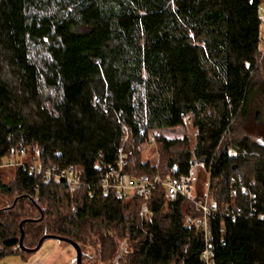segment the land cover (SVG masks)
I'll return each mask as SVG.
<instances>
[{
  "label": "trees",
  "instance_id": "16d2710c",
  "mask_svg": "<svg viewBox=\"0 0 264 264\" xmlns=\"http://www.w3.org/2000/svg\"><path fill=\"white\" fill-rule=\"evenodd\" d=\"M263 9L264 0H0V161L24 149L26 162L76 166L92 185L69 193L20 167L0 169V195L9 199L0 201V259L30 255L23 234L27 249L57 235L113 264H203V233L184 227L199 215L193 203L170 202L159 186L142 218L140 198L97 186L123 149L134 178L179 177L193 157L204 161L213 200L243 210L214 220V263L264 264V148L245 128L232 136L260 67ZM188 116L196 141L153 136ZM150 141L161 145L157 165L141 160ZM231 148L241 156L230 157ZM116 240L127 242L121 257Z\"/></svg>",
  "mask_w": 264,
  "mask_h": 264
},
{
  "label": "built area",
  "instance_id": "2783aa9c",
  "mask_svg": "<svg viewBox=\"0 0 264 264\" xmlns=\"http://www.w3.org/2000/svg\"><path fill=\"white\" fill-rule=\"evenodd\" d=\"M262 12H264V9ZM185 120V125L191 124L190 116L186 117ZM157 135L158 132L154 131L153 136ZM228 155L233 158L241 156L238 151L232 148L229 149ZM26 156V151L22 149L17 154V157L11 156L0 161V169L20 167L30 173L43 176L45 181L56 180L60 182L69 193H75L83 188L91 189L92 185H88L83 181L80 171L76 166H69L63 169L57 166L46 167L36 158L31 162H26ZM192 161L193 164L188 173L179 177L163 179L160 175L156 174L134 178L126 172L128 166L127 155L123 149H120L115 164L110 166L101 176L97 186L102 190L104 195L112 194L117 199L128 200L132 197L140 198L142 200L140 208L142 218H146L150 214L149 202L152 191L159 186L165 188L167 200L170 202L176 201L180 197L187 199L194 204L199 215L195 217H186L184 220V227L186 229H195L203 233L204 249L201 252V260L203 264H215L213 259V244L215 241L213 233L214 220L221 218V221H223L224 217L236 219L238 216L242 215L243 210L236 203L220 206L209 196V193L206 198L196 199L193 188L197 181V171L199 169H205L206 163L204 161H199L196 157H193ZM223 178L224 173L221 174L218 182L222 181ZM233 183H235V181H233ZM252 185L253 181L250 182L249 186ZM238 186L242 194L244 196H249V201L253 203L255 196L250 188L243 181H240ZM236 192L237 190L234 189L232 194L235 196ZM259 219H263V216L260 215Z\"/></svg>",
  "mask_w": 264,
  "mask_h": 264
},
{
  "label": "rangeland",
  "instance_id": "374dc122",
  "mask_svg": "<svg viewBox=\"0 0 264 264\" xmlns=\"http://www.w3.org/2000/svg\"><path fill=\"white\" fill-rule=\"evenodd\" d=\"M262 18L264 21V12H262ZM260 67L251 77L253 94L249 110L246 115L241 116L233 126L232 136L236 139L242 138V132L244 128L248 132L257 130L261 135H264V24L262 27V39L260 42ZM136 97L139 102L143 101V92L140 88H137ZM139 114L143 119V111L140 110ZM158 135L168 140L184 139L185 137L196 141L198 132L191 128V125H185L177 128H170L164 130H158ZM246 132V131H245ZM141 160L144 162H150L153 164H159L161 159L164 158L161 152V145L150 141L140 146ZM193 160V158H192ZM3 181L9 183L13 179V173L3 172ZM209 176L205 172V169H199L197 171V181L194 184V194L199 198H206L207 194L212 197L210 190ZM209 198V197H208ZM7 198L0 195L1 206L8 204ZM121 248L119 257L127 252V242L125 240H116ZM83 263L82 264H113L106 262L95 248L82 247ZM1 256V252H0ZM0 264H76V251L74 247L66 242L58 241L54 239L46 240L41 249L36 253H30L24 259L18 254H10L0 259ZM115 264H118L116 259Z\"/></svg>",
  "mask_w": 264,
  "mask_h": 264
},
{
  "label": "water",
  "instance_id": "95a60500",
  "mask_svg": "<svg viewBox=\"0 0 264 264\" xmlns=\"http://www.w3.org/2000/svg\"><path fill=\"white\" fill-rule=\"evenodd\" d=\"M260 145L264 148V142L260 143ZM8 209L9 208H6L4 210H8ZM23 224L24 223L21 224V227L23 226ZM50 239L63 241V242L71 244L74 247L75 251H76V264H82L83 263V252H82V249H81L80 245L78 243L68 239V238L57 236V235H45V236H43L40 239L38 245L35 248L27 249L23 245V234H22L21 240H20V248H21L22 251L27 252V253H36V252H38L41 249V247L44 244V242L46 240H50Z\"/></svg>",
  "mask_w": 264,
  "mask_h": 264
},
{
  "label": "flooded vegetation",
  "instance_id": "af4514ba",
  "mask_svg": "<svg viewBox=\"0 0 264 264\" xmlns=\"http://www.w3.org/2000/svg\"><path fill=\"white\" fill-rule=\"evenodd\" d=\"M245 136H247L258 147L263 148L260 143L264 142V135H261L257 130H254L251 133L249 132Z\"/></svg>",
  "mask_w": 264,
  "mask_h": 264
}]
</instances>
